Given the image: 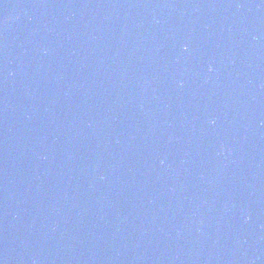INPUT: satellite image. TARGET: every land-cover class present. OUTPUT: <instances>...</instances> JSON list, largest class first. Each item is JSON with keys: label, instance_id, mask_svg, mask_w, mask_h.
<instances>
[{"label": "water", "instance_id": "water-1", "mask_svg": "<svg viewBox=\"0 0 264 264\" xmlns=\"http://www.w3.org/2000/svg\"><path fill=\"white\" fill-rule=\"evenodd\" d=\"M0 264H264V0H0Z\"/></svg>", "mask_w": 264, "mask_h": 264}]
</instances>
